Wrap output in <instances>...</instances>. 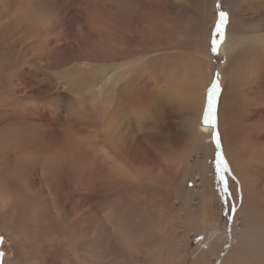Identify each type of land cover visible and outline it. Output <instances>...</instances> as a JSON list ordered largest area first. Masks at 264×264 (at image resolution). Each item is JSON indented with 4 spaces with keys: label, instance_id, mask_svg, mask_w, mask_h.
Wrapping results in <instances>:
<instances>
[{
    "label": "rangeland",
    "instance_id": "rangeland-1",
    "mask_svg": "<svg viewBox=\"0 0 264 264\" xmlns=\"http://www.w3.org/2000/svg\"><path fill=\"white\" fill-rule=\"evenodd\" d=\"M0 142V264H264V0H0Z\"/></svg>",
    "mask_w": 264,
    "mask_h": 264
},
{
    "label": "bare ground",
    "instance_id": "bare-ground-1",
    "mask_svg": "<svg viewBox=\"0 0 264 264\" xmlns=\"http://www.w3.org/2000/svg\"><path fill=\"white\" fill-rule=\"evenodd\" d=\"M256 2V1H255ZM231 2H228V8H229V10H230V17L228 18L229 19V23H228V30H227V32H226V34H225V39H224V41L223 42H221V45H220V50L222 51V52H225L226 53V56H227V61H229V59H230V57H231V55H232V51H233V49H234V46H235V44L234 45H232L231 43H230V40H233V38L230 36V25H231V23H232V21H233V19H234V5H232V4H230ZM200 37V36H199ZM199 39V38H198ZM202 42L205 44V36H203L202 37ZM225 66V65H224ZM227 78V77H226ZM229 79V78H228ZM226 81H228V80H226ZM203 89H204V84H203V82H202V79L198 76L197 77V79H196V83H195V94L193 95V98H203ZM196 92L198 93V97H197V95H196ZM177 96V98H179V97H181V95L180 94H177L176 95ZM200 124L199 123H197V125H196V128L200 131L201 129H200ZM204 128V127H203ZM103 135V134H102ZM206 139V138H205ZM107 140V139H106ZM206 142H207V140H206ZM1 143V142H0ZM1 146V145H0ZM75 155V154H74ZM67 158H69V157H67ZM1 159V158H0ZM49 159H47V161H48ZM69 161H70V158L68 159ZM46 161V160H45ZM49 162L50 161H48V162H44L43 164H42V171H43V173H42V175H43V178H44V183L46 182V187H45V190L46 191H48V192H51V191H53L51 188H50V186H49V183L51 182V180H52V176H51V170L47 167V165H50V164H52L53 163V161H51L50 162V164H49ZM82 162V161H81ZM17 164H18V162H16ZM56 163V162H55ZM70 163H71V161H70ZM30 164V163H29ZM28 164V165H29ZM76 165V167H77V164L76 163H74L73 162V164H71L72 166H74L75 167V165ZM8 165V164H7ZM27 165V166H28ZM25 166V165H24ZM33 166V165H32ZM52 166H54V163L51 165V167ZM73 167V168H74ZM80 167H81V163H80ZM79 167V168H80ZM26 168V167H25ZM28 168V167H27ZM33 167H31V169H32ZM82 168V167H81ZM75 169H77V168H75ZM23 170V169H22ZM26 170V169H25ZM34 171H35V169H33ZM79 170V169H78ZM29 171V170H28ZM25 172V171H24ZM133 172V171H132ZM23 173V172H22ZM28 173H30V171L28 172ZM27 173V174H28ZM21 174V173H20ZM20 174H18V175H20ZM31 174V173H30ZM135 174H137V171H136V173ZM5 175V174H4ZM14 175V174H13ZM13 175H12V177H13ZM138 175V174H137ZM136 175V176H137ZM22 176H25V174L23 175L22 174ZM4 177V176H3ZM9 177V176H8ZM11 177V178H12ZM145 177H146V173H145ZM149 177H150V175H149ZM148 177V178H149ZM1 178H2V176H1ZM5 179L6 180V182L4 183L3 181H1V186H0V213H3L4 212V210H3V208H5V206H7L9 203H10V201L11 200H13V207H18L19 206V204H20V201H19V199H17V195H23V196H25V197H28L29 198V196L31 195L30 194V192H28L27 190H26V188H25V186L23 185V183L22 182H19L18 180H13V178L12 179ZM150 179V178H149ZM33 182V181H32ZM28 189V188H27ZM43 193V192H42ZM53 194H55L54 192H52ZM51 195V194H50ZM49 195V196H50ZM22 196V197H23ZM44 196V195H43ZM19 198V197H18ZM50 201L51 202H49V203H51L50 205H51V210L56 214V215H58L59 213H58V206H56V201H54L53 199H50ZM38 205V204H37ZM27 206V205H26ZM40 211V210H39ZM1 220V219H0ZM140 222V221H139ZM213 235H211L210 236V238L212 237ZM219 242H220V244L222 245V244H224L225 242H223V240L222 239H220L219 240ZM210 243V240L209 241H207V243H205L204 244V246L202 247L201 246V249H199V252L200 251H202L203 249L205 250V249H207L208 248V244ZM219 243H218V245H220ZM221 251V250H220ZM223 252L224 251H226V249L224 248L223 250H222Z\"/></svg>",
    "mask_w": 264,
    "mask_h": 264
},
{
    "label": "snow or ice",
    "instance_id": "snow-or-ice-1",
    "mask_svg": "<svg viewBox=\"0 0 264 264\" xmlns=\"http://www.w3.org/2000/svg\"><path fill=\"white\" fill-rule=\"evenodd\" d=\"M227 23V14L224 13L223 11L219 12V20L218 23L216 25V32L219 33L220 35H223V30H224V25ZM212 51L216 52L217 51V42L214 40L212 42ZM217 76V80H216V84L218 85V76L219 74H216ZM212 112V102L211 100L209 101V107L207 109V112L205 114L204 120L206 123L208 122H212L210 120V114ZM217 136V146H219V140H218V134H215ZM223 163V161H221ZM225 171H227V166L225 165ZM221 179L223 180V177H221ZM233 211H235V208H233ZM3 243V237H0V244ZM3 253H0V257H2Z\"/></svg>",
    "mask_w": 264,
    "mask_h": 264
},
{
    "label": "built area",
    "instance_id": "built-area-1",
    "mask_svg": "<svg viewBox=\"0 0 264 264\" xmlns=\"http://www.w3.org/2000/svg\"><path fill=\"white\" fill-rule=\"evenodd\" d=\"M201 240H202V239H201ZM201 240H200V241H201ZM203 242L205 243V241H203ZM201 245H202V244H201Z\"/></svg>",
    "mask_w": 264,
    "mask_h": 264
}]
</instances>
